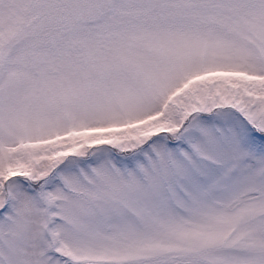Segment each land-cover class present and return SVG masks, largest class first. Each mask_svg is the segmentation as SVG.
Here are the masks:
<instances>
[{"label":"snow or ice","instance_id":"obj_1","mask_svg":"<svg viewBox=\"0 0 264 264\" xmlns=\"http://www.w3.org/2000/svg\"><path fill=\"white\" fill-rule=\"evenodd\" d=\"M0 264H264V0H0Z\"/></svg>","mask_w":264,"mask_h":264}]
</instances>
